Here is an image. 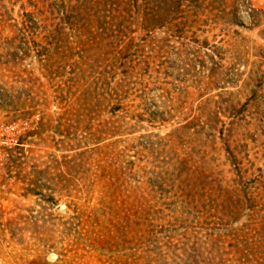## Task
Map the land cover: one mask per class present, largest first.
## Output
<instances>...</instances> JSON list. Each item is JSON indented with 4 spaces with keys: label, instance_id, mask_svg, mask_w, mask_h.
Wrapping results in <instances>:
<instances>
[{
    "label": "rangeland",
    "instance_id": "rangeland-1",
    "mask_svg": "<svg viewBox=\"0 0 264 264\" xmlns=\"http://www.w3.org/2000/svg\"><path fill=\"white\" fill-rule=\"evenodd\" d=\"M171 13L0 0V264H264V0Z\"/></svg>",
    "mask_w": 264,
    "mask_h": 264
},
{
    "label": "built area",
    "instance_id": "built-area-1",
    "mask_svg": "<svg viewBox=\"0 0 264 264\" xmlns=\"http://www.w3.org/2000/svg\"><path fill=\"white\" fill-rule=\"evenodd\" d=\"M16 125H6L3 123H0V174L3 171V155L1 150L4 147L8 146H15L18 142V134L19 132L15 130Z\"/></svg>",
    "mask_w": 264,
    "mask_h": 264
},
{
    "label": "trees",
    "instance_id": "trees-1",
    "mask_svg": "<svg viewBox=\"0 0 264 264\" xmlns=\"http://www.w3.org/2000/svg\"><path fill=\"white\" fill-rule=\"evenodd\" d=\"M180 1L182 0H163V6H164V11H166L168 14H173L171 12L177 11ZM199 9V8H197ZM253 15H249L248 19L250 21L251 27L255 28L260 26V20L259 18V13H256V11H253ZM175 14V13H174Z\"/></svg>",
    "mask_w": 264,
    "mask_h": 264
}]
</instances>
